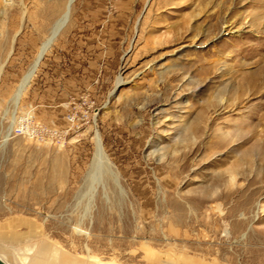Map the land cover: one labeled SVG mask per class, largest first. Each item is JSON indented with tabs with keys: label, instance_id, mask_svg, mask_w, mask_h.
Returning <instances> with one entry per match:
<instances>
[{
	"label": "rangeland",
	"instance_id": "rangeland-1",
	"mask_svg": "<svg viewBox=\"0 0 264 264\" xmlns=\"http://www.w3.org/2000/svg\"><path fill=\"white\" fill-rule=\"evenodd\" d=\"M66 2L0 0L5 254L56 264L44 244L79 264H264V153L249 152L264 92H233L264 64V0H73L14 108ZM75 106L89 121L77 128Z\"/></svg>",
	"mask_w": 264,
	"mask_h": 264
},
{
	"label": "bare ground",
	"instance_id": "bare-ground-1",
	"mask_svg": "<svg viewBox=\"0 0 264 264\" xmlns=\"http://www.w3.org/2000/svg\"><path fill=\"white\" fill-rule=\"evenodd\" d=\"M70 1L71 0H67L63 12L59 16V18L57 20H55V22L53 23V25L49 31L48 36L40 44L39 50H38L35 58L33 59L31 64L27 68L26 72L21 77L18 85L16 86L14 93L12 94V97H11V101L13 103L14 108H17L19 101H20V98H21L26 86L28 85L31 77L33 76V73L35 72L36 67L38 66V64L40 62L39 57L41 55L43 56L45 51L49 48L50 44L52 43V41L55 38L54 36H55L56 32L60 29V27L64 23V20L66 17V12L68 9V4ZM259 21L261 22V20H259ZM260 22H258V24H260ZM234 74L238 75L237 71L232 72V76ZM263 75H264V64L263 63H262V65H259L254 71L242 72L238 85L233 88V92L235 94L234 99H240L241 96L246 95L247 93H250L251 95L252 94L256 95L260 92L262 93V91L264 92V80L259 79V77L263 76ZM234 101H236V100H234ZM241 130H242V128L239 127L237 135L239 133H241ZM9 133H10V129L8 130V132L6 134H4L5 136L3 135V140L8 139ZM252 136L253 135H251L249 137V139L252 138ZM261 139H262V141L258 140L256 142L252 143V146L249 148V152H254V153L257 152V154L259 152L264 153V136ZM94 143H95V149H94L93 160L95 162V161H99V158L101 155L100 143H99V138L97 135L94 136ZM262 160L264 161V154L262 156ZM263 165H264V163H263ZM228 172L230 175H232V167L228 170ZM1 246H0V258H2L8 264H14L11 261V259L8 257V255L5 254L4 249ZM40 250L42 251V253H45V255L49 256V258L54 259L56 264H79L76 260L68 259L66 254L59 252L53 246H51L50 248H46L44 246V244H42L40 246ZM86 264H101V262L96 263V262L91 261V260H86ZM104 264H107V263H104Z\"/></svg>",
	"mask_w": 264,
	"mask_h": 264
},
{
	"label": "built area",
	"instance_id": "built-area-1",
	"mask_svg": "<svg viewBox=\"0 0 264 264\" xmlns=\"http://www.w3.org/2000/svg\"><path fill=\"white\" fill-rule=\"evenodd\" d=\"M72 111H69V113L66 116L67 121L69 122L71 127H79L85 123H88V115L83 114V110L77 109L76 106L74 107Z\"/></svg>",
	"mask_w": 264,
	"mask_h": 264
},
{
	"label": "water",
	"instance_id": "water-1",
	"mask_svg": "<svg viewBox=\"0 0 264 264\" xmlns=\"http://www.w3.org/2000/svg\"><path fill=\"white\" fill-rule=\"evenodd\" d=\"M73 0H71L68 4V9H67V12H66V17H65V20H64V23L62 24V26L60 27V29L56 32L55 36L58 34V32L61 30V28L65 25V23L67 22L68 20V17H69V12H70V5L72 3ZM42 58V55L39 57V60H41ZM38 63V62H37ZM0 264H8L7 262H5L2 258H0Z\"/></svg>",
	"mask_w": 264,
	"mask_h": 264
}]
</instances>
